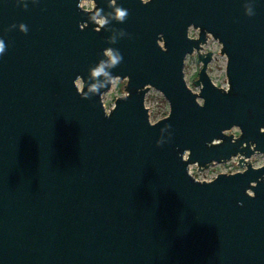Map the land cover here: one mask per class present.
I'll return each mask as SVG.
<instances>
[{
	"label": "water",
	"instance_id": "95a60500",
	"mask_svg": "<svg viewBox=\"0 0 264 264\" xmlns=\"http://www.w3.org/2000/svg\"><path fill=\"white\" fill-rule=\"evenodd\" d=\"M244 2L117 0L126 20L101 28L90 17L109 0H0V264H264V165L250 162L264 157V2L253 17ZM21 23L27 34L9 30ZM121 29L131 38L109 45ZM210 38L226 90L208 74ZM107 47L126 81L109 112L111 86L88 99L74 86ZM151 89L170 108L156 123ZM233 158L241 172L190 173Z\"/></svg>",
	"mask_w": 264,
	"mask_h": 264
},
{
	"label": "rangeland",
	"instance_id": "374dc122",
	"mask_svg": "<svg viewBox=\"0 0 264 264\" xmlns=\"http://www.w3.org/2000/svg\"><path fill=\"white\" fill-rule=\"evenodd\" d=\"M148 1V0H145ZM82 7L86 10H92L94 3L92 1H84ZM190 37L197 38L199 30L191 29L189 33ZM222 45L210 38L208 44L205 46V52H213L214 58L209 65L208 74L213 83L223 89H228L227 79V58L221 54ZM201 70V66L198 65L197 55L189 56L185 63V79L188 86L196 93H199V88L194 86V81L197 80L198 74ZM126 81L118 80V84L112 87L104 96L103 103L107 112H109L115 105V101L123 96H126L125 92ZM202 103V100H199ZM146 107L149 109L150 120L152 123H156L169 114V104L163 97V95L155 89H151L146 96ZM167 114V115H166ZM166 115V116H165ZM231 134L236 137L239 136V129H234ZM250 162L255 168H259L264 165V157L262 155H255ZM242 170L238 166L237 161H231L227 165H213L208 170L199 172L197 166L192 167L193 175L200 181H207L215 179L219 174H235Z\"/></svg>",
	"mask_w": 264,
	"mask_h": 264
},
{
	"label": "clouds",
	"instance_id": "9594fccd",
	"mask_svg": "<svg viewBox=\"0 0 264 264\" xmlns=\"http://www.w3.org/2000/svg\"><path fill=\"white\" fill-rule=\"evenodd\" d=\"M16 2L24 9H27L29 3L36 5L39 0H16ZM145 2V0H142ZM264 2V0H245L244 2V15L247 17H253L255 13V7L257 3ZM110 12H105L103 8H98L90 17V22L98 24L101 28L108 25L111 21L123 23L128 16V9L121 7L117 4V0H109ZM21 33L27 34L28 28L25 24L21 23L17 25H10L11 28H17ZM130 37L129 33L124 30H118L112 32L109 37L108 44L115 45L120 38ZM6 51V44L3 38H0V56H3ZM123 60V56L119 49L114 47H107L102 53L101 59L89 69L87 79L77 78L74 81L75 87H81L86 89L82 98L88 99L90 97L100 94L102 90L108 87H114L118 84L116 75H113L112 70L115 69ZM165 143L163 137L157 141V146H161Z\"/></svg>",
	"mask_w": 264,
	"mask_h": 264
},
{
	"label": "built area",
	"instance_id": "2783aa9c",
	"mask_svg": "<svg viewBox=\"0 0 264 264\" xmlns=\"http://www.w3.org/2000/svg\"><path fill=\"white\" fill-rule=\"evenodd\" d=\"M235 129H237V128H235ZM234 130V129H233ZM232 130V131H233ZM232 131H230L229 133H227V134H231V132ZM235 136V135H234ZM236 137V136H235ZM231 161H237L238 162V164H239V159L238 158H233ZM231 161H229V162H227V163H225V164H218V165H227V164H230L231 163ZM215 165H217V164H215ZM193 167V166H192ZM192 167L190 168V173H191V175L192 176H194L193 175V172H192ZM240 168V167H239ZM241 169V168H240ZM242 170V169H241ZM200 172V171H199ZM195 177V176H194ZM196 178V177H195ZM198 180V179H197ZM212 180H214V179H211V180H207L206 182H210V181H212ZM198 181H200V180H198Z\"/></svg>",
	"mask_w": 264,
	"mask_h": 264
},
{
	"label": "trees",
	"instance_id": "16d2710c",
	"mask_svg": "<svg viewBox=\"0 0 264 264\" xmlns=\"http://www.w3.org/2000/svg\"><path fill=\"white\" fill-rule=\"evenodd\" d=\"M166 115H167V114H166ZM166 115H165V116H166Z\"/></svg>",
	"mask_w": 264,
	"mask_h": 264
}]
</instances>
